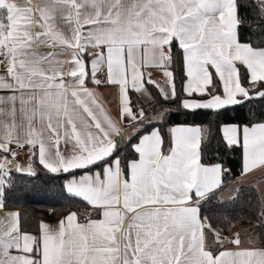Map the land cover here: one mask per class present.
I'll return each instance as SVG.
<instances>
[{"label": "snow or ice", "instance_id": "snow-or-ice-1", "mask_svg": "<svg viewBox=\"0 0 264 264\" xmlns=\"http://www.w3.org/2000/svg\"><path fill=\"white\" fill-rule=\"evenodd\" d=\"M37 167L98 218L29 226L10 200ZM256 173L264 0H0V264H264Z\"/></svg>", "mask_w": 264, "mask_h": 264}, {"label": "trees", "instance_id": "trees-1", "mask_svg": "<svg viewBox=\"0 0 264 264\" xmlns=\"http://www.w3.org/2000/svg\"><path fill=\"white\" fill-rule=\"evenodd\" d=\"M132 99L138 103H142L145 108L150 106V101L139 95H133ZM247 109L241 112L228 111L225 120L234 117H243L246 115ZM183 116L173 117V120L179 122L183 120ZM189 121L192 117H188ZM197 120L201 117H197ZM209 156L216 158L219 156L228 167L233 171V174L239 172V152L238 151H225L223 146L219 143H213L209 146ZM39 175L36 177L30 176H17L18 191L10 200V208L19 206L23 212L29 226L35 227L40 220L56 221L66 215L72 210H77L83 216V212L88 210L89 205L82 199L74 198L66 194L63 190L65 178L63 176H54L37 167ZM258 189L253 182H247L244 194L248 198L249 203L242 205L239 209L241 214H250L255 210L256 196ZM243 199V197H242ZM18 201V204H17ZM85 214V213H84ZM238 227L241 225H237Z\"/></svg>", "mask_w": 264, "mask_h": 264}, {"label": "crops", "instance_id": "crops-1", "mask_svg": "<svg viewBox=\"0 0 264 264\" xmlns=\"http://www.w3.org/2000/svg\"><path fill=\"white\" fill-rule=\"evenodd\" d=\"M157 78L159 79L160 77H159V75L157 74ZM101 92H102V94H103V98H104V103H105V107L110 111V113L115 117L116 115H117V113H118V102H117V100L113 97V95L111 94V92L108 90V89H101L100 90ZM24 157V155H23V153L21 154V160H23V159H25V158H23ZM89 208V210H92L93 208L91 207V206H89L88 207ZM72 211H75V212H77L78 214H79V216H80V218H81V220H83V219H85V211L83 212V216L80 214V212L79 211H77V210H72ZM72 211H70V212H72ZM69 213V212H68ZM67 213V214H68ZM66 214V215H67ZM66 215H64V216H66ZM63 216V217H64ZM63 217H61V218H63ZM60 218V219H61ZM95 218H98V216L97 217H94V218H92V219H95ZM59 220V219H58ZM58 220H56V221H46V222H48V223H50V224H52V225H55L57 222H58Z\"/></svg>", "mask_w": 264, "mask_h": 264}, {"label": "rangeland", "instance_id": "rangeland-1", "mask_svg": "<svg viewBox=\"0 0 264 264\" xmlns=\"http://www.w3.org/2000/svg\"><path fill=\"white\" fill-rule=\"evenodd\" d=\"M145 98V97H143ZM25 158V157H23ZM249 182H253L258 191H260L262 188H264V175L260 174V173H256L254 176L249 177L248 179Z\"/></svg>", "mask_w": 264, "mask_h": 264}, {"label": "built area", "instance_id": "built-area-1", "mask_svg": "<svg viewBox=\"0 0 264 264\" xmlns=\"http://www.w3.org/2000/svg\"><path fill=\"white\" fill-rule=\"evenodd\" d=\"M98 216V214H97V212L94 210V209H92V210H86L85 211V218H87V217H91V218H94V217H97Z\"/></svg>", "mask_w": 264, "mask_h": 264}]
</instances>
